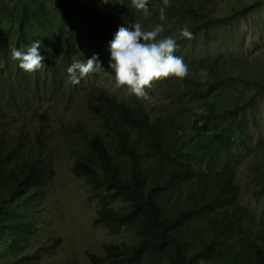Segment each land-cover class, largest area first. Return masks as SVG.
<instances>
[{"label": "trees", "instance_id": "1", "mask_svg": "<svg viewBox=\"0 0 264 264\" xmlns=\"http://www.w3.org/2000/svg\"><path fill=\"white\" fill-rule=\"evenodd\" d=\"M93 3L98 17L106 20V30L118 17L129 29L135 22L144 29L162 24V0H149L152 14L147 17L131 7V0ZM199 4L205 6L207 0H171L165 20L178 23L182 15H188L192 24L188 28L193 31L199 26L195 24L201 15ZM37 5V0L23 1L20 25L29 18L46 28ZM80 37L72 26L54 50L39 48L48 66L51 90L61 82L59 59L68 65L73 55L84 52ZM33 79L38 85L39 77ZM183 80L191 93L202 97L219 86L213 81L205 90L196 89L189 78ZM16 92L15 85L5 83L0 74V110L11 106ZM142 105L135 98L128 102L101 88L86 103L90 114L100 119L103 131L79 132L83 145L75 150L72 173L97 190L93 196L100 206L95 222L108 233L125 231L134 237L129 245L103 243L100 255L88 252L91 264H264V230L253 228L254 216L238 201L236 142L227 127L219 132L212 129L221 113L211 104L200 117L185 124L170 114L151 119ZM239 110L236 107L226 113L233 116L232 121H239ZM40 114L47 117L45 112ZM25 140L22 132L0 138V242L12 240L8 250L12 253L24 249L21 244L35 233L34 214L53 173L43 149L33 154ZM203 162L214 167L209 171L194 167ZM254 170L264 191V174ZM116 201L119 205L114 206ZM53 248L50 245L48 250ZM38 259L36 253L9 264H36Z\"/></svg>", "mask_w": 264, "mask_h": 264}, {"label": "rangeland", "instance_id": "2", "mask_svg": "<svg viewBox=\"0 0 264 264\" xmlns=\"http://www.w3.org/2000/svg\"><path fill=\"white\" fill-rule=\"evenodd\" d=\"M23 1L0 0V63L3 64L0 74L4 75L5 83L14 84L17 90L11 106L0 110V138L22 132L31 153L43 149L53 173L34 214L37 217L33 223L35 233L27 243L21 244L24 249L15 253L8 251L12 240L0 242V264L36 253L39 255L36 264H91L87 253L102 254L103 243L129 245L134 242L132 233H108L95 222L100 205L93 196L97 190L72 173L75 150L83 145L79 132L90 135L103 131L100 119L86 108L90 94L99 88L128 102L137 99L151 119L170 114L185 124L192 123L201 116L204 107L212 104L222 116L212 129L219 132L227 127L229 136L236 142L233 147L238 201L254 216L253 228L264 230V191L254 170L258 168L264 174V0H207L205 6L199 4L201 15L195 21L199 26L191 31L192 40L180 36V29L189 26L190 16L182 15L178 23L161 21L165 28L161 37L176 39L175 55L188 65L191 87L205 90L213 81L219 82V86L202 97L191 93L183 79L169 77L155 81L146 89L147 98H137L127 88L116 87L103 73H94L78 85H72L68 79L67 67L93 54H98L104 70H109L108 45L117 30L126 27L122 17L106 30V20L98 17L93 0H37V10L46 28L29 18L22 26ZM95 1L103 5L107 0ZM72 26L81 35L84 52L73 55L68 65L59 59L61 82L53 90L45 61L41 69L28 73L11 58L13 48L30 47L24 40L31 43L39 40L40 48L54 50V45ZM150 28L148 25L145 30ZM211 64L214 68L209 67ZM38 77L40 81L35 85L33 78ZM236 107L240 108L236 115L239 121H232L233 116L226 111ZM194 167L209 171L214 166L211 168L203 162ZM50 245L54 248L48 250Z\"/></svg>", "mask_w": 264, "mask_h": 264}, {"label": "clouds", "instance_id": "3", "mask_svg": "<svg viewBox=\"0 0 264 264\" xmlns=\"http://www.w3.org/2000/svg\"><path fill=\"white\" fill-rule=\"evenodd\" d=\"M170 6L171 0H162L159 8L161 21L166 19L165 9ZM131 7L146 17L152 14L149 11V0H131ZM164 30V25L160 23L149 30H145L140 22L133 23L131 29L120 27L108 45L110 71H105L98 54H93L90 58L75 61L67 67L70 83L78 85L82 79L94 73H103L115 82L116 87L127 88L137 98H147L146 89L151 88L155 81L169 77L186 78L189 75L188 65L182 57L175 55L178 48L176 39L171 36L161 37ZM180 36L187 40L194 39V34L187 25L180 29ZM40 47L41 42L36 40L26 50L13 48L11 58L19 62L21 70L36 72L44 66ZM0 67H3L2 63Z\"/></svg>", "mask_w": 264, "mask_h": 264}]
</instances>
